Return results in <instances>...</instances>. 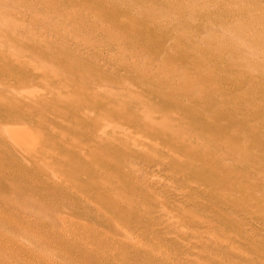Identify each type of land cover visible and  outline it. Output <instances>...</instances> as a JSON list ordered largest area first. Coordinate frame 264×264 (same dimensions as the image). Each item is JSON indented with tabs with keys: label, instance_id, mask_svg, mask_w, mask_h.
Here are the masks:
<instances>
[{
	"label": "rangeland",
	"instance_id": "obj_1",
	"mask_svg": "<svg viewBox=\"0 0 264 264\" xmlns=\"http://www.w3.org/2000/svg\"><path fill=\"white\" fill-rule=\"evenodd\" d=\"M236 23L264 30V0H0V124L18 140L0 133L16 205L0 216L34 237L16 256L214 264L208 235L237 238L222 264L264 263V34ZM188 201L217 224L182 218Z\"/></svg>",
	"mask_w": 264,
	"mask_h": 264
},
{
	"label": "bare ground",
	"instance_id": "obj_2",
	"mask_svg": "<svg viewBox=\"0 0 264 264\" xmlns=\"http://www.w3.org/2000/svg\"><path fill=\"white\" fill-rule=\"evenodd\" d=\"M237 25L235 26L234 28V35L236 36H244V35H251V34H255V31H259L261 30V33L264 34V30H262V27L260 28H253V27H250V26H243V25H240L239 23H236ZM229 47L233 48L234 45H231L229 44L228 45ZM256 54V53H255ZM255 54H249L247 53V55L249 56H253ZM166 67V66H165ZM243 75V74H242ZM247 76V75H246ZM258 93V92H257ZM264 94V92H263ZM89 113V111H87V114ZM104 115V114H103ZM99 116H101V114H99ZM106 115L104 116H101L100 119L98 118V122L99 121H103L104 118H105ZM96 118V117H95ZM8 122H6L5 124H0V133L1 134H4L7 138L8 141L10 142H13V141H16L17 139L14 138L15 136L14 135H11L10 136V132L8 130H10L8 127ZM101 128V127H99ZM104 129H108V130H112V128H106L104 127ZM140 139V138H139ZM147 139V138H145ZM18 141V140H17ZM144 142H147V141H144ZM151 143V142H150ZM153 143V142H152ZM28 147V146H27ZM25 147V148H27ZM168 155V153H166ZM163 159L164 158H156L154 159L155 162H157L158 164L161 162H163ZM53 177L56 178L55 174L52 175ZM58 178V177H57ZM180 185H185L187 186V188H190V189H197V190H201V192H205L203 189H201L199 186L198 187H195V186H190L187 182H181ZM189 185V187H188ZM184 187V186H183ZM195 189V190H196ZM8 191V190H7ZM6 192V191H4ZM3 193L0 194V201L3 202V203H6V205H11L13 208H15V203H11V200H9L10 198L6 195H2ZM90 199H92L91 197H89ZM94 198V197H93ZM89 199V200H90ZM95 200V199H94ZM96 201V200H95ZM94 202V201H93ZM92 203V202H91ZM188 204H186L187 206L185 207H181L179 209V213L182 218H186L190 221L191 225H194V226H197V227H204V226H209V225H215V223L213 222V218H210V217H207V216H204V217H201L199 216V218H196V215L192 214V211L188 208V205L193 207V208H197L198 211H206L207 209H210L211 205H207V204H204V203H196V202H191V201H188L187 202ZM1 205V204H0ZM10 206V207H11ZM9 207V206H8ZM190 207V208H191ZM213 208V207H212ZM10 210V209H9ZM175 212V211H174ZM3 213V212H2ZM7 215V214H6ZM116 216V215H115ZM18 219V217H17ZM23 224V227H27L26 223H22ZM217 224V223H216ZM0 228L2 229H5V228H10L13 232H10L7 234V236H3V237H0V264H35L36 261H34V256L32 257V253H31V240L33 241L34 237H33V234L31 233V231L29 232H26L23 230V228L21 227V221H16L14 219V217H10V216H0ZM138 228V227H137ZM145 228V226H144ZM262 228H264V226H262ZM18 233L22 234L23 235H26V239L30 241L31 244H27V247L25 249V254L26 255H23L21 257L19 256H16L14 253H13V249L12 248H15L14 246H17V243H15V241L17 242L16 238L18 237ZM200 233V232H199ZM95 234V233H94ZM149 234V233H148ZM201 234V233H200ZM205 238H203V236H199V238H203V241L199 240L197 243L203 248L204 251H206L204 249L205 248H209L208 252V257L207 259L211 262V263H221L222 264V260L219 258V256L221 257V252H222V249H224V247L227 248V251H224L227 255H232L234 256V259L235 261L239 260L240 259V255L238 254V252H235L236 250H238L236 248V246H238V242H237V238H229V239H226V240H219V239H216L215 237L213 236H204ZM264 237V235H263ZM130 238V237H129ZM102 239V238H101ZM98 240L99 242L102 241V240ZM60 243V242H59ZM64 243V242H63ZM97 243V242H96ZM161 243V242H160ZM197 243H189L188 247L190 249H194V246L197 245ZM100 244V243H99ZM128 244V243H127ZM14 245V246H12ZM108 245V244H107ZM111 246V245H110ZM126 246V245H125ZM154 246V245H153ZM158 246V245H157ZM122 247H119V246H116V249L118 250H121ZM108 249V248H106ZM123 249V248H122ZM128 249V248H126ZM145 249V248H144ZM79 250V249H78ZM131 250V249H130ZM48 252H50V250L47 249ZM116 251V250H115ZM125 251V250H124ZM107 252V250H106ZM127 252V251H126ZM143 252V251H142ZM141 252V253H142ZM148 252V251H146ZM207 252V251H206ZM128 253V252H127ZM137 253H138V250H137ZM136 253V254H137ZM114 254V253H113ZM148 255L149 252L147 253ZM146 254V255H147ZM216 254H219L218 255V260L213 256H217ZM145 255V253H144ZM151 256V255H150ZM149 257V256H148ZM83 259V261L86 263L90 262V258L91 257H88V256H82L81 257ZM150 258V257H149ZM144 259V258H143ZM147 259V258H146ZM154 260V259H152ZM150 260V261H152ZM145 261V260H144ZM162 261H165V260H162ZM35 262V263H34ZM84 262H82L84 264ZM137 262V261H136ZM155 262V261H154ZM195 260H191L189 262V264H194ZM125 263L128 264V262L125 260ZM124 263V264H125ZM134 263V262H132ZM38 264V263H37ZM49 264H55L53 263L52 261L49 262ZM80 264V263H79ZM116 264H123V263H116ZM156 264V263H154ZM161 264V263H160ZM261 264H264V263H261Z\"/></svg>",
	"mask_w": 264,
	"mask_h": 264
}]
</instances>
